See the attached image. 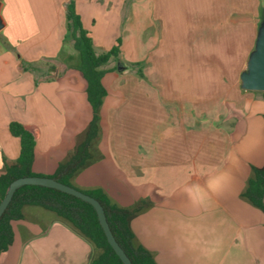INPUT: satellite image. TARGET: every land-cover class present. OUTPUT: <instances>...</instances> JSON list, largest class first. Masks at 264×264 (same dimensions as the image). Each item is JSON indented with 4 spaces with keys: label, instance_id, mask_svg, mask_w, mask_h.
<instances>
[{
    "label": "crops",
    "instance_id": "obj_1",
    "mask_svg": "<svg viewBox=\"0 0 264 264\" xmlns=\"http://www.w3.org/2000/svg\"><path fill=\"white\" fill-rule=\"evenodd\" d=\"M73 1L96 54L125 30L118 59L135 47L146 61L132 65L137 81L103 76L97 136L71 187L99 189L120 208L142 205L130 228L156 264H264V213L243 196L264 167V94L240 87L264 0ZM69 2L0 0V175L20 155L10 123L37 130L31 171L49 178L92 120ZM153 21L163 41L157 67L145 42L134 44L138 25ZM141 85L156 95L133 91ZM21 212L0 264H90L99 253L53 212Z\"/></svg>",
    "mask_w": 264,
    "mask_h": 264
},
{
    "label": "trees",
    "instance_id": "obj_2",
    "mask_svg": "<svg viewBox=\"0 0 264 264\" xmlns=\"http://www.w3.org/2000/svg\"><path fill=\"white\" fill-rule=\"evenodd\" d=\"M65 17L70 40L79 56L78 71L86 81L87 100L93 112L85 136L76 147L75 152L58 168L55 175L49 177L71 187L69 179L82 170L90 159L89 147L98 132V111L103 98L106 96L102 78L107 71L102 67L107 65L110 60L118 58L120 40H117L116 45L109 51L96 54L91 37L82 27L73 0H70L66 5ZM138 75L142 77L139 71ZM9 132L20 140V155L16 164L7 167L6 172L0 175V201L14 180L24 177H43L31 171L37 130L12 122L9 124ZM83 193L97 200L102 206L112 235L132 264H156L152 255L135 243L130 228L131 220L142 210V205L132 209L120 208L111 203L99 189L83 191ZM263 193L264 167L253 170V177L248 181L243 196L264 213ZM24 206H37L51 211L70 224L92 244L94 249L99 251L92 258L90 264H122L107 243L95 210L89 203L54 189L30 185L22 186L15 191L12 200L0 218V255L6 252L13 243L12 222L23 219L21 210Z\"/></svg>",
    "mask_w": 264,
    "mask_h": 264
},
{
    "label": "water",
    "instance_id": "obj_3",
    "mask_svg": "<svg viewBox=\"0 0 264 264\" xmlns=\"http://www.w3.org/2000/svg\"><path fill=\"white\" fill-rule=\"evenodd\" d=\"M3 24L0 20V30ZM120 70V68H119ZM240 87L245 91L264 93V7L261 22L258 27L253 51L250 53L246 63V69L240 75ZM42 186L54 189L67 195L76 197L81 201L89 203L95 210L100 227L106 237L107 243L115 252L122 264H132L125 252L116 242L107 223L104 210L97 200L83 192L64 185L59 181L48 177H24L14 180L7 188L5 196L0 201V218L9 205L17 189L22 186ZM264 204V193H263Z\"/></svg>",
    "mask_w": 264,
    "mask_h": 264
},
{
    "label": "rangeland",
    "instance_id": "obj_4",
    "mask_svg": "<svg viewBox=\"0 0 264 264\" xmlns=\"http://www.w3.org/2000/svg\"><path fill=\"white\" fill-rule=\"evenodd\" d=\"M139 27V32L137 33V38L136 40L134 41V44L136 43H140V44H143V42H145V51H143V53L145 54V56H149L147 57V59L149 58L156 66V64L158 63L157 60V55L158 53L162 50V43L163 41L161 42V44L159 43V40H160V37H159V34L157 33L156 30V24L154 23V21L152 23H140L138 25ZM144 27L145 29L148 28L144 33H143V28ZM125 37V30H123V32H119V34L117 35V39L116 41L114 42L117 43V40H120V45L122 44V38ZM174 42H180L181 41H174ZM137 49L138 48H135L134 47V52H135V55L132 56L130 54V51L126 50V53L125 55L123 56L124 58V61L123 59L121 58H117L116 60H111L107 65L103 66L102 69L104 70H111L113 72H115L119 78L121 79H130L131 81L130 82H134V81H137L139 79H132V77H136V71H135V68L132 69V65H137L139 68H143V64L145 63L146 60H140L141 56L140 57H136V56H139L140 54L138 53L137 54ZM100 52V51H98ZM102 52H105V51H101L100 53ZM143 54V55H144ZM144 56V57H145ZM132 58V59H131ZM136 58V59H134ZM146 58V57H145ZM132 60H136V61H132ZM127 62V63H126ZM131 62H135V63H131ZM120 68V70H119ZM133 70V71H132ZM123 72H126L125 74ZM145 73H142V78L145 79L144 81H146V76H145ZM155 71L154 72H149L148 73V76L152 79H156L155 78ZM138 75V74H137ZM145 76V77H144ZM202 74L201 73H198V77L197 79H193L194 83H196L195 81H199V79H201L202 77ZM138 77H140L138 75ZM200 83V82H199ZM140 87V86H139ZM133 88V91H140V92H143V93H147L149 96H153V95H156V93L154 91L155 88H152L151 85L148 86H145V85H141V88ZM201 91H206V89H200ZM200 91V92H201Z\"/></svg>",
    "mask_w": 264,
    "mask_h": 264
}]
</instances>
